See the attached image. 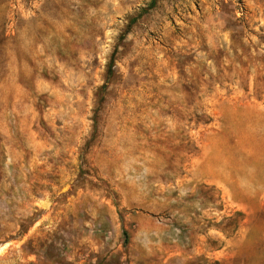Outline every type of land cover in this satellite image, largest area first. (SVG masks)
Segmentation results:
<instances>
[{"label": "rangeland", "instance_id": "obj_1", "mask_svg": "<svg viewBox=\"0 0 264 264\" xmlns=\"http://www.w3.org/2000/svg\"><path fill=\"white\" fill-rule=\"evenodd\" d=\"M0 264H264V0H0Z\"/></svg>", "mask_w": 264, "mask_h": 264}, {"label": "trees", "instance_id": "obj_2", "mask_svg": "<svg viewBox=\"0 0 264 264\" xmlns=\"http://www.w3.org/2000/svg\"><path fill=\"white\" fill-rule=\"evenodd\" d=\"M112 66H113V61L111 60V61L108 63V65H107V72H108V75H110V73H111Z\"/></svg>", "mask_w": 264, "mask_h": 264}]
</instances>
